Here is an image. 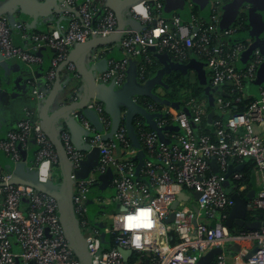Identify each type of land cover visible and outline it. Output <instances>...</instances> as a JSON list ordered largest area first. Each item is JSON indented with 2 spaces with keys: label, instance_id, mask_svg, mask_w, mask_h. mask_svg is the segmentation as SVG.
Masks as SVG:
<instances>
[{
  "label": "built area",
  "instance_id": "built-area-1",
  "mask_svg": "<svg viewBox=\"0 0 264 264\" xmlns=\"http://www.w3.org/2000/svg\"><path fill=\"white\" fill-rule=\"evenodd\" d=\"M60 1L59 13L67 17L66 25L50 32L31 34L22 23L11 25L6 16H0V55L4 61H17L31 67L41 63L40 51L52 50L45 75L46 88L61 65L67 75L79 77L69 61L75 46L109 37L115 33L117 25L115 15L108 7L96 6L91 0ZM154 3V15H151L147 1L129 9V17L140 22L142 28L139 32L125 29L115 44L122 57L106 58V70L94 74L95 83L114 81L116 86H122L131 60L137 61L140 79L142 63L148 64L151 60L148 51L164 50L176 62L191 57L196 59L193 55H198L205 61L204 69L212 87L232 84L234 89L231 92L239 93L235 103L248 97L245 93L264 65L262 52L254 49L245 64L240 66L238 61L246 46L239 42L230 46L223 42L222 38L235 30L220 29L216 14H211L207 21L192 16L183 22L172 17L173 28L169 30L161 17V2L154 0ZM151 22L153 26L147 27ZM14 31L21 34L22 46L14 43ZM107 47L91 50L86 56V66L93 67L105 58ZM132 100L137 104V98ZM230 105L229 101L213 97L214 109L220 115L228 114ZM186 107L189 112L173 111L166 106L159 110L148 107V113L160 116L154 122L162 129V140L156 132L144 131L137 116L133 118L139 151L147 155L140 166L133 161L138 150L127 138L125 113L120 115V126L111 139L105 138L111 121L96 100H91L87 108L96 112L102 125L101 133L95 132L79 111L72 113L85 129L93 133L89 147L98 150L96 173L113 168L114 201L123 209L110 217V225L103 231L90 222L86 201L94 178L76 179L74 173L80 168L85 154L75 149L69 133L62 131L59 138L70 163L73 181V212L91 264H124L119 249L145 255L148 264H198V259L212 249H220L212 264H264V227L243 232L229 229L224 223L233 206L224 182L228 180L229 186L231 181L241 178L236 171L230 175L231 180L225 175L230 166L240 165L244 160L253 162L255 186V195L246 203V212L264 210V76L257 96L243 113L233 114L225 120L213 117L212 135L198 132L207 117L206 103L191 99ZM30 142L35 145V150L30 162L26 158V167L35 171L39 183H47L53 176H58L57 156L41 122L29 118L18 121L15 128L0 140V154L12 166L18 165L22 163L20 151L25 150ZM118 149L121 155L117 157L114 152ZM212 160L217 166L216 173L209 164ZM11 177V172L0 165V264H79L65 237L57 202L29 186L10 184ZM244 189V186L238 187V191ZM194 192L199 193L197 199L192 197ZM180 193L188 199L179 201L172 211L170 207ZM171 213L174 214L173 220L166 224ZM104 233L106 238L103 241L101 235ZM11 237L18 247L17 252L13 251ZM171 240L174 243L171 244ZM245 242L256 249L249 258H246L249 251L241 247L237 252L230 251V247ZM143 262L138 260L134 264Z\"/></svg>",
  "mask_w": 264,
  "mask_h": 264
},
{
  "label": "water",
  "instance_id": "water-1",
  "mask_svg": "<svg viewBox=\"0 0 264 264\" xmlns=\"http://www.w3.org/2000/svg\"><path fill=\"white\" fill-rule=\"evenodd\" d=\"M244 0H235L231 5L227 6L228 15L226 17L227 21H231L234 18L235 11L239 7L240 4L243 3ZM141 2V0H107V7L111 9L116 18V31L109 37L105 38H96L92 39L84 44H80L75 46L73 49L69 61L73 63L75 67L76 74L79 75L81 78L83 87L81 91V95L77 96L76 100L71 97L68 103H64L54 111L49 112L47 108L43 109V113L41 115V126L43 129L44 134L46 135L47 139L50 141L51 145L54 148V151L57 156V167H58V179L57 181H48L47 183H39L37 181V175L35 171L29 170L26 167V153L25 151L21 150L22 155V163L12 166V163L9 161L11 166L12 177L9 181L12 185H25L33 188L34 190L46 194L52 197L58 205L59 216L61 220V224L65 233V237L70 244L75 256L78 259L79 264H91L90 257L88 255V251L85 245L83 234L80 230L78 225V221L73 212V205H72V186L73 181L71 179V168L70 163L68 161L67 155L65 153L64 147L62 142L59 138L60 133L63 130H68L70 135V141L72 145L77 150H89V145L87 147H83L81 142L82 134L88 135L89 138L93 136L92 132H87L83 129L81 124L75 120L72 116V113L75 111H80L84 117L91 123L94 128V131L97 133L102 132V125L98 119L96 112L93 109H88L87 105L91 100H100L106 104V110L109 112L110 117L112 119V128L110 133H108L105 138L111 139L114 137L116 123L118 120V114L115 111L114 102L121 100L127 106V113L125 117V128L127 130L128 138L131 140L132 145L134 147L139 148L138 141L135 137L132 128V120L136 115H140L145 119L146 124L153 129L157 135L159 136L160 140H162V129L156 127L155 122L153 121L158 115L157 114H150L140 106L136 105L132 98L133 97H146L150 98L156 102L162 103L163 105L169 104L165 100L159 99L154 93L153 90L156 86L163 87L162 84V77L172 70H180L185 71L187 69H194L198 72L201 76L203 75L201 66L195 61H191L188 65L183 66L179 64H174L170 61L167 55H157L160 62L162 63V68H160L157 73L148 81L143 84H137L135 78V72L133 69L129 71V76L127 78V83L123 86L122 90L119 92H113L114 85H104V84H97L94 81V74L97 71H105L106 70V58L101 59L98 61L93 67L86 66V56L87 54L96 48L110 46L117 44L123 36V33L127 28L132 29L135 32H139L142 28L140 22L135 19L129 17V9ZM182 1L180 0H172L170 5L166 7V10H171L176 5L179 7L181 6ZM248 19L251 20V24L254 28V34L258 32L261 28V22L259 19L253 15V18L250 17V13H248ZM9 23L12 25L10 19ZM264 44V37L259 40V42L254 45L253 47L249 48L243 54V60L246 61L250 54L252 53L253 48H256L257 45L260 46L264 53L263 49ZM0 62H4V59L0 55ZM4 63V67H6ZM64 65H61L63 67ZM58 73V72H57ZM264 73V65L261 67L259 72V77L261 79L262 74ZM58 77V76H57ZM57 77L55 79H57ZM68 79H72L68 75ZM173 108L177 109V105L170 104ZM215 116L214 111L209 112L207 115V122L211 125L212 119ZM99 156L97 149H91L89 156ZM93 158V157H92ZM142 162L138 164L140 166ZM210 166H212L214 173L217 172V166L215 160L209 162ZM96 165V162L92 163L90 159H86L80 163V168L74 174L76 179H86L90 170H92V166ZM241 166L238 167H229L227 173L225 175L226 179L230 177V175L240 170ZM224 187H228V180L224 182ZM105 192L106 190L102 187L101 190L91 189L87 194V201L86 207L88 211V218L91 223L96 226L99 224H95L94 220L90 216V210L92 206V200L98 195L99 192ZM255 195L254 191L249 192L246 196L240 197L238 194L234 193L231 195L233 200V206L230 211L229 216L225 220V226L229 229L234 227L238 229H245L247 231H255L264 227V224L257 222V221H247L246 220V203L251 200ZM192 197L197 199L199 197V193H192ZM188 199L183 193H180L177 196V200L173 202L170 209L172 211L175 210L179 201H186ZM122 211L123 209L120 208ZM194 212H197L195 206H193ZM174 214L171 213L169 218L165 220L166 224H169L173 220ZM195 224V222H194ZM102 240L104 241V235H101ZM232 251L237 252L238 246L234 245L230 248ZM256 249L250 251L246 258H249L252 253L255 252ZM119 252L122 256L123 263L128 264V259L132 255L131 250H123L119 249ZM220 253V249H212L202 257L198 259V264H212L216 255ZM143 264H148L147 260H144Z\"/></svg>",
  "mask_w": 264,
  "mask_h": 264
},
{
  "label": "crops",
  "instance_id": "crops-1",
  "mask_svg": "<svg viewBox=\"0 0 264 264\" xmlns=\"http://www.w3.org/2000/svg\"><path fill=\"white\" fill-rule=\"evenodd\" d=\"M91 1L96 6L107 7V0H91ZM142 1H147V3L150 2L153 5V9H154V4H155L154 0H141V2ZM155 1L161 2L162 4L161 17L166 22L169 30L173 28V24L170 22L172 17H178L183 22L189 21L192 16L196 17L199 20L207 21L210 15L214 13L219 19L220 29L232 28L233 30H235L234 27L239 20H244V24L247 26L246 31L237 34L234 32L228 37H223L222 38L224 40L223 42H225L226 45L231 46L238 42L242 43L241 41L245 40L246 50H248L249 48L256 45L259 42V40L264 37V0H244L243 3L240 4L239 7L236 9L234 18L231 21L226 20V17L228 15L227 6L231 5L235 0H180L182 1L181 6L178 7L176 5L171 10H166V7L170 5L172 0H155ZM192 9L196 10L197 15L191 14ZM60 11H61L60 0H0V16H6L12 22L22 23L26 31L31 34L50 32L54 29L63 28L66 25L67 17L65 15L60 14L59 13ZM248 13H250V17L252 18H253L252 14H254V16H256L262 24L261 28L255 34H254L253 25L251 24V20L248 19L249 17ZM12 37L16 45L22 46L24 44L21 38V34L18 31L12 32ZM254 49H259L264 55L259 45H257L256 48H253V50ZM52 54H53L52 50L43 49L39 53L42 59L41 63L37 65H33L31 67L24 66L17 61L0 62V80L2 82V89L0 90V140H2L5 137L7 132L13 130L17 122L22 120L23 118H29L32 121L41 122L40 117L43 113L44 108H47L49 112L54 111L64 103H68L71 97L74 96L76 99L77 96L81 95V91L83 87L81 78L75 77L72 78L70 81V79H68L67 71L61 66L57 68L53 81L48 86V88H46L47 86H46L45 75L50 66V60ZM104 55L105 56L103 57L107 59L110 58L120 59L122 57V54H120L117 45H111L110 47L108 46L107 51ZM168 57L172 63L177 64V62H175L171 58V56ZM192 60L200 65V63L196 59H191V61ZM246 61L243 60V54H242L240 60L238 61V64L242 66L245 64ZM136 62H137L136 60L129 61V65L126 70L125 83L122 86H116L114 84V81H109L107 83H99V84L109 85L113 83L114 85L113 92H119L122 90L123 86L127 83V78L129 76V71L131 69H133V71L135 72V78L137 84H141L139 83V77L137 76ZM4 63L5 65H7L6 67H4ZM202 69H201L202 72L205 73L204 67ZM260 70L257 72L256 79L250 83L249 89L245 93L246 96H251L253 98L257 96L258 90L262 86L263 76H264L263 73L260 79L259 77ZM100 72L101 71H97L96 74ZM56 77L57 79H55ZM96 102L102 106L104 114L111 121V127L109 130L110 133L111 129H113L112 119L110 117L109 112L106 110V104L100 100H96ZM114 105L116 109L115 111L118 114V120L115 129L117 130L121 122L120 115L122 113L126 114L128 108L126 104L121 100L115 101ZM79 113L81 112L79 111ZM81 115L87 121L89 126L92 129H94L91 123L84 117L82 113ZM75 120H77L81 124L80 119H75ZM132 128L135 137L138 141V137L133 125ZM83 129L87 132H90L84 127ZM174 129L175 127H173L171 130L173 131ZM165 130L170 131L169 128H165ZM63 131L68 132V130H63ZM80 136H81L80 138L82 145H84L83 147H87V145H89V140L91 137L89 138L88 135H84V134ZM137 143L139 145V142ZM34 146L35 145L33 144V142H30L27 145L26 149L23 150L26 151V158L28 162L32 160L33 151L35 150ZM132 147L138 150V152L136 153L133 159H136L138 161L137 162L138 164L140 162L143 163V161L147 158V155L143 151L141 150L139 151V148L134 147L133 145ZM79 151L85 154L84 159L82 161L86 159H90L92 163L96 162V165L92 166L91 168L92 170H90V173L87 176V178H92V177L94 178V183L92 185L93 189L101 190V188L103 187L106 190L105 192L104 191L99 192L98 195L92 200L93 201L92 208H94L95 211H93V209L91 208L92 213L94 212V215L91 216L92 218L95 219L94 223L99 224L100 230L103 231V229L105 230V228L110 224H107L104 221L100 220L98 218V215H103V216L106 215L110 218L112 217L113 214L117 213L120 210L119 205L114 201L115 193L112 187L114 170L112 167H108L103 173H96L99 156L98 158L97 156L95 157L94 155L89 156L91 152L90 147L89 150L87 151L84 150H79ZM114 154L118 157L121 155V152L118 149L117 151L114 152ZM226 189H227V193L230 194V196L235 193L233 190V186L232 188L227 187ZM244 190L238 191V195ZM239 196L242 197L241 195ZM237 229L238 228L236 227L232 228V230H237ZM105 236L106 235L104 233V237ZM12 239L14 240V238ZM12 245L14 246V248L18 249L17 245L15 244V241ZM240 247L243 250H247L249 252L252 251L253 249L252 244L248 242L239 245L238 251L240 250ZM230 251L235 252L232 251L231 249Z\"/></svg>",
  "mask_w": 264,
  "mask_h": 264
},
{
  "label": "trees",
  "instance_id": "trees-1",
  "mask_svg": "<svg viewBox=\"0 0 264 264\" xmlns=\"http://www.w3.org/2000/svg\"><path fill=\"white\" fill-rule=\"evenodd\" d=\"M147 4L149 6L151 15H154L155 10L153 9V5L150 2ZM191 14L197 15L196 10L192 9ZM152 26H153L152 22L147 24V27H152ZM234 29H235L236 34L246 31L247 26L244 24V20H239L236 23ZM241 42L244 45L246 44L245 40ZM148 53L151 56V60H150V63L148 64L142 63V67H141L142 76L139 79V83L141 84L151 79L157 73V71L160 68H162V63L160 62L157 55L170 56L164 50L157 51V50L150 49ZM193 56L200 63V66L202 69L205 66L204 59H202L198 55H193ZM191 59H194V58L191 57ZM191 59L182 61V62H177V64L186 66L190 63ZM191 73H192V77H190ZM162 84H163V87L156 86L155 89L153 90V93L159 99H162L168 102L169 104H167V106L163 105L162 103L156 102L150 98H146V97H137V104L141 106V108H143L147 112H148L147 109L149 106H154L157 110H159L162 106H166L173 111L189 112L188 107H186V103L189 100L193 99L198 102L206 103L207 114L210 111H214L215 118H220L221 120H225L227 117L233 114L243 113L247 109L250 102L253 100V97L248 96L246 98H241L240 102L235 103L234 102L235 98L239 96V93H237L236 91L231 92L234 89V86L232 84H225L219 88L212 87L210 84L208 72L206 70H205V73H203V75L201 76L194 69H187L186 72L180 71V70H172L170 73L162 77ZM158 89H160L162 94L157 93ZM213 97H218L224 101L230 102L231 105H230V110L228 114L220 115L219 113L216 112V110L213 108ZM170 104L177 105V109L173 108ZM157 117L160 118L159 115ZM136 119L140 120L142 129L144 131H154L146 124L145 119L143 117H141L140 115H137ZM199 131L204 134L212 135L213 127L208 124L206 117L203 119L200 127L198 128V132ZM127 138H128V135H127ZM129 141H130V145L132 146V142L130 139ZM133 161L138 165L137 163L138 161L136 159H133ZM0 165L7 172L11 170L9 161L2 154H0ZM238 166H241V169L237 170L236 172L241 174V178L238 181H231V184L228 187L232 188L233 186L234 192L238 193V187L244 186L246 189L243 192L239 193V195L243 197L246 194H248L249 191L255 190L253 178H252V170H253L254 165L251 160H244L242 164L235 165L233 167H238ZM230 180H231V177H230ZM91 189H93V186H91L90 190ZM246 220L250 222L257 221V222L264 224V210L260 209V210L247 211ZM94 226L100 229L99 226H96V225ZM237 231L246 232L247 230L237 229ZM110 239H111V236H110ZM170 243L171 244L174 243V240H171ZM145 259H147L145 255L141 256L137 253H132V255L128 259V264H134L138 260L142 261Z\"/></svg>",
  "mask_w": 264,
  "mask_h": 264
},
{
  "label": "rangeland",
  "instance_id": "rangeland-1",
  "mask_svg": "<svg viewBox=\"0 0 264 264\" xmlns=\"http://www.w3.org/2000/svg\"><path fill=\"white\" fill-rule=\"evenodd\" d=\"M190 77H192V73L190 74ZM157 93L158 94H162V92L161 91H159V89H158V91H157ZM57 179H58V176L57 175H55V176H53V178L50 180V181H53V182H55V181H57ZM91 208H92V206H91ZM93 209V211H95V209L94 208H92ZM92 209L90 210V216H93L94 215V212L92 213ZM92 218V217H91ZM98 218L100 219V220H102V221H104L105 223H107V224H110V218L108 217V216H106V215H98ZM93 220H95L94 218H92ZM11 241H12V244L14 243V240L12 239V237H11ZM13 251H15V252H17L18 251V249H16V248H14V246H13Z\"/></svg>",
  "mask_w": 264,
  "mask_h": 264
}]
</instances>
